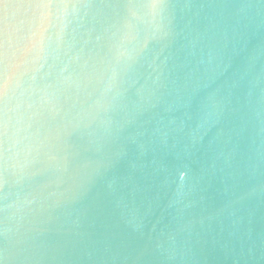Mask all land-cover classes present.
Returning a JSON list of instances; mask_svg holds the SVG:
<instances>
[{"label": "water", "instance_id": "95a60500", "mask_svg": "<svg viewBox=\"0 0 264 264\" xmlns=\"http://www.w3.org/2000/svg\"><path fill=\"white\" fill-rule=\"evenodd\" d=\"M147 2L0 0V85L51 98L2 264H264V0Z\"/></svg>", "mask_w": 264, "mask_h": 264}, {"label": "clouds", "instance_id": "9594fccd", "mask_svg": "<svg viewBox=\"0 0 264 264\" xmlns=\"http://www.w3.org/2000/svg\"><path fill=\"white\" fill-rule=\"evenodd\" d=\"M87 6V5H86ZM67 7V5H65ZM75 10V5L72 6ZM132 19L147 17L151 24L156 22L167 27L165 21L168 14L165 11L163 0H148L147 3L128 5ZM128 26V21L125 22ZM40 41L38 40V43ZM131 58V57H129ZM67 66L60 69L63 78L68 72ZM51 98L47 94L38 95L34 100L24 106L21 111V103L14 94L9 79H5L0 85V175H3L7 184L9 176L27 174L28 169L35 162V153L41 147L43 141L40 138L39 118L47 111ZM34 125H37L33 130ZM183 176V174H181ZM31 201L27 198H17L3 206L4 217L0 222V232L8 233L11 226L18 225L20 220L32 211L29 206ZM2 264V262H0Z\"/></svg>", "mask_w": 264, "mask_h": 264}]
</instances>
